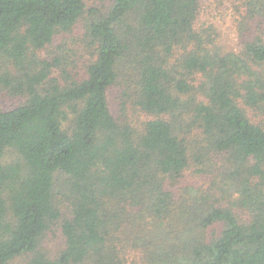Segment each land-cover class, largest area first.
<instances>
[{"label": "trees", "instance_id": "1", "mask_svg": "<svg viewBox=\"0 0 264 264\" xmlns=\"http://www.w3.org/2000/svg\"><path fill=\"white\" fill-rule=\"evenodd\" d=\"M243 1L231 48L201 0H0V89L19 98L0 107V264H127L125 245L153 264H264V0ZM83 21V74L52 77L38 50ZM128 73L139 130L109 103ZM214 155L235 166L231 207L178 187ZM125 215L136 240L119 247Z\"/></svg>", "mask_w": 264, "mask_h": 264}, {"label": "rangeland", "instance_id": "2", "mask_svg": "<svg viewBox=\"0 0 264 264\" xmlns=\"http://www.w3.org/2000/svg\"><path fill=\"white\" fill-rule=\"evenodd\" d=\"M94 3L97 6L101 4ZM245 4L243 0H201L200 22L205 25L212 22L216 30V40L223 41L231 48H240L239 38L241 37V32L239 31V20L242 18L241 13L246 10ZM83 33L84 21L78 24L73 32L57 35L52 44L38 50L37 56L39 58L51 62L52 77L64 79L67 75L80 77L83 74L85 69L84 66L89 59L88 47L85 43H88V41L83 39ZM125 76L127 77L126 80L117 81L109 90V103L118 121L139 130L143 126L145 120L150 117V114L143 110L134 100V95H131L136 88L134 78H131L130 73ZM18 101V97L10 95L8 90H3L1 87L0 107L10 108ZM254 120L257 122L258 120L264 122V118L260 115H256ZM206 164V171L200 173L198 167H202ZM204 165H197L196 163L191 164L187 168L184 176L179 180L180 183L178 187L181 189V187L186 185H195V187L200 188L198 191L200 200L204 197L205 203H209V201L216 199L218 205L231 207L232 202L238 197V194H236L235 190L229 185V178L232 176L231 173H233L232 171L235 169V166H231L226 157L223 158L217 155L211 157L210 160H206ZM235 212L238 213L241 221H245L249 218L246 211L235 209ZM124 218L125 224L121 230L117 232L118 234H115L119 247L136 240L135 233L132 232L130 228L135 222L128 223L129 217L126 215ZM141 221L142 220H140V222ZM175 228L176 227L168 229L166 232L168 240H172L173 237L175 240L177 238L179 239L176 235L178 228L177 231ZM196 236L197 235H193L191 237ZM180 240L181 239H179L178 242H180ZM63 244V235L59 225L56 223L47 231L41 249L53 256L60 251ZM122 247L126 249L124 253L127 254V264H153L152 261L150 262V258L147 259L149 255L145 253L146 247L133 246L134 248H128L126 245ZM27 259L28 255L18 258L15 264H23Z\"/></svg>", "mask_w": 264, "mask_h": 264}]
</instances>
